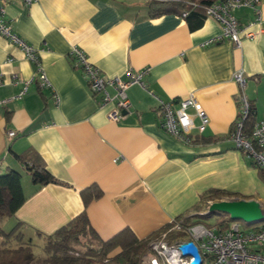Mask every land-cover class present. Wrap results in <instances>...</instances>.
<instances>
[{
    "label": "crops",
    "instance_id": "obj_1",
    "mask_svg": "<svg viewBox=\"0 0 264 264\" xmlns=\"http://www.w3.org/2000/svg\"><path fill=\"white\" fill-rule=\"evenodd\" d=\"M149 1L40 0L26 6L15 0L6 5L13 31L39 51L52 86L42 89L35 80L26 95L13 99L22 85L12 76L31 81L36 65L0 35V174L20 173L26 196L5 223L13 221L11 230L21 224L30 241L45 240L84 211L103 241L125 229L140 240L154 238L174 220L208 208L211 203L202 198L214 190L256 200L264 211L261 170L231 138L241 112L240 88L232 79L236 70L246 74L244 92L256 109V122L264 120V0L263 32L244 39L241 47L230 40L204 46L221 35L219 22L207 17L192 30L178 14L153 19ZM234 15L241 26L254 19L248 8ZM75 46L108 77L126 80L129 70L147 71L143 85L128 90L131 108L120 123L109 120L111 106H100L73 66L69 55ZM191 94L210 122L203 133L193 130V142L186 145L161 127L159 101ZM194 122L200 124L198 118ZM29 154L41 159L59 184L36 185L18 158ZM92 186L102 196L86 206L82 191Z\"/></svg>",
    "mask_w": 264,
    "mask_h": 264
},
{
    "label": "built area",
    "instance_id": "obj_2",
    "mask_svg": "<svg viewBox=\"0 0 264 264\" xmlns=\"http://www.w3.org/2000/svg\"><path fill=\"white\" fill-rule=\"evenodd\" d=\"M15 0H0V35L18 46L25 57L36 65V75L31 81H23L18 75L12 76L14 84H21L22 90L13 99L26 95L29 84L35 80L42 89H51V83L41 64L39 51L27 44L12 29L6 18V5ZM26 6L38 3L40 0H19ZM261 0H224L213 4L207 10V16L215 19L222 26V33L207 41L204 46L232 41L236 47H241L244 39L254 40L263 32V15L260 8ZM241 8L251 9L254 19L241 26L234 11ZM187 13H184V17ZM258 28L254 30L253 28ZM69 57L73 66L79 69L87 82L92 95L99 100L101 107L111 106L108 118L112 123H120L125 112L131 108L128 90L134 85H143L142 79L147 71H128L126 80L120 77H108L93 65L87 53L75 46ZM232 79L240 88L241 112L236 121V129L231 138L238 149L252 158L255 164L264 171V120L257 121L252 137L243 132V121L249 114L250 103L245 95L247 77L244 70H236ZM2 81L0 79V85ZM58 100V96H53ZM8 102V101H5ZM178 106V107H176ZM190 110H193L191 113ZM160 122L163 130L186 145L193 142L192 132L197 129L203 133L210 122L209 116L194 94L180 101H159ZM198 118L197 126L194 119ZM15 132L8 136L14 138ZM193 243L200 257L201 264H264V223L258 229L244 230L237 221L229 223L224 229L208 226L204 223L187 225L174 220L149 243V257L143 264H192L195 257L183 250V247ZM146 255V256H147ZM144 256V257H146ZM143 257V258H144Z\"/></svg>",
    "mask_w": 264,
    "mask_h": 264
},
{
    "label": "trees",
    "instance_id": "obj_3",
    "mask_svg": "<svg viewBox=\"0 0 264 264\" xmlns=\"http://www.w3.org/2000/svg\"><path fill=\"white\" fill-rule=\"evenodd\" d=\"M224 0H175L148 2L151 18H160L165 15L178 14L184 17L192 30L201 28L207 19V10L213 4ZM239 101V100H238ZM256 124V109L250 104L249 114L243 121V132L252 137ZM233 128V133L235 132ZM244 151V149H239ZM245 152V151H244ZM36 155H21L18 158L24 163L26 170L31 174L36 185L46 186L59 184L46 169L43 162L36 159ZM38 158V157H37ZM254 165L255 162L253 161ZM261 170L264 178V171ZM102 196V191L97 186L82 191V197L87 206L92 200ZM241 200L237 194L223 190H214L205 194L203 201L209 203L222 200ZM26 196L22 187V176L16 171L0 174V214L4 218H13L23 206ZM197 214L190 217H180L187 225L202 223L213 214H202L207 208L198 207ZM244 224L243 222H239ZM261 225V224H260ZM260 225L249 226L258 229ZM228 224H223L224 229ZM40 237L42 235L38 233ZM153 238L140 240L130 229H125L112 239L103 241L91 227L86 211L73 219L69 224L46 237L44 253L47 258L38 260L30 242H24L25 236L21 232V224H17L11 231L0 229V264H141L142 259L149 253V243ZM17 241L16 248H8V244ZM119 251L116 254V251Z\"/></svg>",
    "mask_w": 264,
    "mask_h": 264
},
{
    "label": "water",
    "instance_id": "obj_4",
    "mask_svg": "<svg viewBox=\"0 0 264 264\" xmlns=\"http://www.w3.org/2000/svg\"><path fill=\"white\" fill-rule=\"evenodd\" d=\"M206 214L229 216L232 221L243 222L247 226L260 225L264 223V211L261 204L253 199L222 200L213 202ZM183 250L193 255L195 260L192 264H201V257L193 243L183 247Z\"/></svg>",
    "mask_w": 264,
    "mask_h": 264
},
{
    "label": "rangeland",
    "instance_id": "obj_5",
    "mask_svg": "<svg viewBox=\"0 0 264 264\" xmlns=\"http://www.w3.org/2000/svg\"><path fill=\"white\" fill-rule=\"evenodd\" d=\"M203 208H206V207H203ZM208 208H207V210H208ZM206 212L207 211H201L199 213H202V214L204 213L205 214ZM232 222H234V221H232L230 219V217L227 216V215H225V216L214 215L212 217L206 218L204 220V222H202V223H204V224H206L208 226H212V227H216V228L220 229L221 226H223V224H229V223H232ZM4 223H5V218L0 214V229L3 228V230L6 231V232L11 231V228L14 226L13 221H12V223H7V224L5 223L6 225L3 227ZM241 226H242V228L244 230H250V229H252V227L247 226L245 223L244 224H241ZM160 234L161 233H159L154 238H157ZM24 242H28V243L30 242V244H31L30 246L32 247V249L34 251V254H35V256H36V258L38 260H44L45 258H47L46 254L44 253V247L46 246V240H42V239L37 238L34 241H30L29 239L25 238ZM18 245H19V243L17 241H12V242H10L8 244V248H16ZM149 256L147 255L146 257H144L142 259L141 264H143V262L145 260H147L146 258L149 257ZM146 262H148V260Z\"/></svg>",
    "mask_w": 264,
    "mask_h": 264
}]
</instances>
